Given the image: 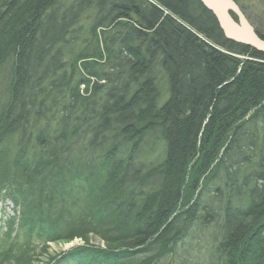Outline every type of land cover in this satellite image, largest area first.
<instances>
[{"label":"trees","instance_id":"1","mask_svg":"<svg viewBox=\"0 0 264 264\" xmlns=\"http://www.w3.org/2000/svg\"><path fill=\"white\" fill-rule=\"evenodd\" d=\"M260 60L200 0H0V264H188L197 223L206 264H264Z\"/></svg>","mask_w":264,"mask_h":264},{"label":"rangeland","instance_id":"2","mask_svg":"<svg viewBox=\"0 0 264 264\" xmlns=\"http://www.w3.org/2000/svg\"><path fill=\"white\" fill-rule=\"evenodd\" d=\"M236 2L238 3L242 11L245 13L247 18L250 20V22L254 26H259L261 31L264 33V0H237ZM162 80H165V77H163ZM163 89H164V93L160 100V105H162L167 100L168 97L167 85H163ZM146 139L144 145L146 146V151H145V155L144 156L142 155V158H146V154L148 153L153 158V160L157 161L161 156L162 153L161 151L163 150V146L158 144L157 142L155 143L152 139L146 142ZM220 185L221 184H219L218 187H220ZM12 214H13V204L8 202L6 205H3L0 202V245L4 242L3 235L7 231V225L5 223L6 221L5 219L6 217ZM208 233L210 232L202 229L201 224L197 223L190 230V237L184 240V244L183 241L180 242L181 244L180 246H182V248H179V251L181 250L179 252V255H184V258L186 256L187 257L189 256L188 258L189 261L187 262L188 264H206L207 262L206 259L208 256L207 252L210 243L209 240L211 237V235ZM18 241L21 243H25L28 241V238L23 235H20ZM92 241H93L92 243L103 244L102 241H100L99 239H92ZM81 243H83V240L80 239L79 237L74 239V242L72 241V243L71 242L51 243L49 244L48 251L51 256L56 254L59 255L62 254L64 250L71 248L73 246H77ZM41 259L47 262L46 256H41ZM172 260H173L172 257H167L163 260V262L170 263ZM160 262H162V260Z\"/></svg>","mask_w":264,"mask_h":264},{"label":"water","instance_id":"3","mask_svg":"<svg viewBox=\"0 0 264 264\" xmlns=\"http://www.w3.org/2000/svg\"><path fill=\"white\" fill-rule=\"evenodd\" d=\"M216 16L224 35L235 42L264 51V38L256 31L235 0H200ZM231 12L239 17L237 22Z\"/></svg>","mask_w":264,"mask_h":264},{"label":"bare ground","instance_id":"4","mask_svg":"<svg viewBox=\"0 0 264 264\" xmlns=\"http://www.w3.org/2000/svg\"><path fill=\"white\" fill-rule=\"evenodd\" d=\"M236 20V19H235ZM249 20V19H248ZM237 22H239V20H236ZM250 21V20H249ZM252 24V23H251ZM253 25V24H252ZM254 26V25H253ZM255 27V26H254ZM255 29H256V27H255ZM257 31V30H256ZM258 32V31H257ZM201 38H203L202 36H200ZM249 46V45H248ZM250 47H253V46H250ZM253 48H255V47H253ZM258 51H260V52H263L264 53V51H262V50H259V49H257ZM222 51H224V52H227L225 49H222ZM260 62L261 63H263L264 61H261L260 60ZM160 72H163V70L162 71H160ZM163 74H164V77H166L165 76V73L163 72ZM160 77L162 78L163 77V75L162 74H160ZM160 85H161V87H163V85H167V80H162V81H160Z\"/></svg>","mask_w":264,"mask_h":264}]
</instances>
